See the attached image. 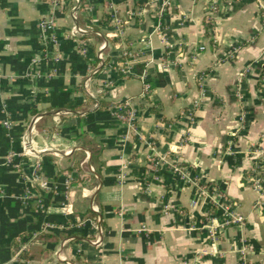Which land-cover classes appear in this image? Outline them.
<instances>
[{
	"label": "crops",
	"instance_id": "0c3cea01",
	"mask_svg": "<svg viewBox=\"0 0 264 264\" xmlns=\"http://www.w3.org/2000/svg\"><path fill=\"white\" fill-rule=\"evenodd\" d=\"M82 261L264 264V0H0V264Z\"/></svg>",
	"mask_w": 264,
	"mask_h": 264
},
{
	"label": "trees",
	"instance_id": "16d2710c",
	"mask_svg": "<svg viewBox=\"0 0 264 264\" xmlns=\"http://www.w3.org/2000/svg\"><path fill=\"white\" fill-rule=\"evenodd\" d=\"M115 40L116 39H110V41H112V42H114ZM50 48H51V46H50ZM100 70H101V68L98 69L97 72H99ZM159 84L160 85L163 84L161 80H159ZM84 97H85V101H86L87 105H92L94 103L88 96H84ZM108 106L109 105L107 104V102L99 101L97 103L96 109L98 111L107 112ZM76 141L78 143L86 145L84 138L82 136H78L76 138ZM90 150H91V154H92V162L93 161L95 162L98 158L100 150L97 148H91ZM78 167L79 166L76 163V165L74 166L73 169H71V171L75 169L74 171L78 172L79 171ZM100 167H101V165H99L95 168V172L97 174H99V172H100ZM90 180L91 181L94 180V177L92 175H90L89 177H81V179H78V181H90ZM93 185L94 184L92 183L91 186H93ZM82 220H87V221L96 223L97 225H100V227L102 229L104 228L102 219L101 218L99 219L98 214L94 213L90 209H86L84 211V213L82 214ZM94 233H96L95 230H94ZM67 236L68 235L66 233H59L57 236L52 235V234L40 233L39 235H37V239L46 245V244L56 243V242H58L64 238H66ZM73 236L76 237V239L82 240V239H92L94 237V234L92 233V235L86 237L81 233H74ZM18 244H19V241L14 240L12 242L13 254H17L18 258L23 259L25 261L40 259L41 257L47 256L50 253L49 250L44 248V247H33L29 251H19L20 249H19ZM81 263L89 264V263L84 262V261H82Z\"/></svg>",
	"mask_w": 264,
	"mask_h": 264
},
{
	"label": "built area",
	"instance_id": "2783aa9c",
	"mask_svg": "<svg viewBox=\"0 0 264 264\" xmlns=\"http://www.w3.org/2000/svg\"><path fill=\"white\" fill-rule=\"evenodd\" d=\"M40 27H41V29H45V30H51L52 29L50 21H45V22L41 23ZM51 42H52L51 38L48 39V44H50ZM48 44H47V47H48ZM172 170H173V172H175L179 175L181 174V171L178 167H173ZM240 220H241L240 218H234V217H230L228 215V219L225 222H226V224H229V223H233V222H240ZM94 229H95L96 234L100 236L102 231H101V228L96 223H95Z\"/></svg>",
	"mask_w": 264,
	"mask_h": 264
}]
</instances>
